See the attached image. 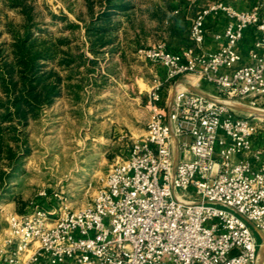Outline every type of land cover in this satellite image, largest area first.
Listing matches in <instances>:
<instances>
[{
    "label": "built area",
    "instance_id": "obj_1",
    "mask_svg": "<svg viewBox=\"0 0 264 264\" xmlns=\"http://www.w3.org/2000/svg\"><path fill=\"white\" fill-rule=\"evenodd\" d=\"M222 11L229 22L203 51L205 23ZM256 38L240 65L245 31ZM192 47L140 50L158 63L166 82L194 77L214 86L199 95L184 86L168 109L157 108L145 134L132 142L102 178L91 203L10 215L0 234V264H264L262 245L248 223L264 233V150L255 146L259 118L233 106L260 111L264 101V17L255 8L217 7L202 12L190 30Z\"/></svg>",
    "mask_w": 264,
    "mask_h": 264
},
{
    "label": "rangeland",
    "instance_id": "obj_2",
    "mask_svg": "<svg viewBox=\"0 0 264 264\" xmlns=\"http://www.w3.org/2000/svg\"><path fill=\"white\" fill-rule=\"evenodd\" d=\"M9 2L0 0V45L10 41L7 24L20 26L23 22ZM125 2L129 11L112 19L116 27L112 43L94 57L85 35V23L90 19L85 0H27L30 16L44 34L68 39L65 50L70 55L84 54L96 63L91 66L84 61L74 72H63L64 79L71 76L65 80L70 90L64 88L62 96L26 126L4 125L11 132H4L0 156V234L7 229L10 215L62 207L76 211L91 203L112 164L125 158L132 142L145 134L154 93L160 96L157 108L166 109L173 83L166 82L162 66L144 59L140 50L165 46L181 53L191 48V26L199 14L211 8L238 12L256 8L264 17V0ZM94 6L96 15L100 7L98 3ZM61 17L64 20H59ZM224 19L227 25L229 20L222 11L207 18L204 52L212 53L221 46L215 36L222 34L216 28ZM69 24L77 29L66 28ZM186 78L191 83L194 79L188 75L181 80ZM259 105L264 111V101ZM253 124L254 140L264 143V118ZM256 240L260 246L264 244L257 234Z\"/></svg>",
    "mask_w": 264,
    "mask_h": 264
},
{
    "label": "trees",
    "instance_id": "obj_3",
    "mask_svg": "<svg viewBox=\"0 0 264 264\" xmlns=\"http://www.w3.org/2000/svg\"><path fill=\"white\" fill-rule=\"evenodd\" d=\"M27 0H10L9 7L16 9L23 17L20 26L7 24L9 42L0 45V156L4 132H11L12 124L20 127L37 118L39 112L50 107L63 94L64 88L70 90L63 72H74L86 61L91 66L95 60L85 58L84 54L72 56L65 50L69 47L66 38L53 39L40 28L30 16ZM90 19L85 23V35L89 52L96 57L100 51L112 43L116 29L113 16L129 11L125 0H98L99 12L95 15L94 0H85ZM58 19V17H55ZM59 20H64L61 17ZM70 30L76 25L66 26ZM46 33V32H45ZM65 85V86H64ZM8 155H11L10 152ZM12 156V155H11ZM8 156V159H11Z\"/></svg>",
    "mask_w": 264,
    "mask_h": 264
},
{
    "label": "crops",
    "instance_id": "obj_4",
    "mask_svg": "<svg viewBox=\"0 0 264 264\" xmlns=\"http://www.w3.org/2000/svg\"><path fill=\"white\" fill-rule=\"evenodd\" d=\"M227 21V20H226ZM226 21L225 19L223 20L222 26H218V28H216V31L217 32H222L224 31L225 27H226ZM256 38V33L250 29V30H247L245 31L244 35H243V39L241 40V42L238 44V53L241 57V63L240 65H247L249 63L248 61V50L251 46V44L253 43L254 39ZM182 48V47H181ZM183 49V48H182ZM181 49V50H182ZM170 51L172 52H175V50H172L169 48ZM190 78H186V80H177L175 84H173V87H172V91H176L178 90L179 88H182L186 85H188L189 83H191L189 80ZM193 87V86H192ZM195 89L197 91H199L201 94L203 95H206V94H216V90L214 88V86L210 85V84H207V83H199L198 86H195ZM171 98V96H170ZM169 106L166 107V109H168ZM259 141L257 140H254V144L255 146L261 148L262 150H264V143H261L260 144V139H258ZM252 165L254 168H258L260 165H264V156H262V159L259 163L257 162H252ZM254 232V231H253ZM255 236H256V232H254Z\"/></svg>",
    "mask_w": 264,
    "mask_h": 264
},
{
    "label": "water",
    "instance_id": "obj_5",
    "mask_svg": "<svg viewBox=\"0 0 264 264\" xmlns=\"http://www.w3.org/2000/svg\"><path fill=\"white\" fill-rule=\"evenodd\" d=\"M187 88L188 91L192 92V93H195V94H199V95H203L201 94L199 91H197L195 88L189 86V85H186L185 86ZM175 93V90L172 92V96L174 95ZM232 109L238 113H242L244 115H248L251 119H255V118H258L261 116V118H264V114H261V112L257 111V110H253V109H250L249 107H246V106H233ZM249 227L254 231L256 232V234L258 236H260V238L262 239V241H264V233H262L258 228H256L253 224L251 223H248ZM260 255L264 256V244H262V248H261V251H260Z\"/></svg>",
    "mask_w": 264,
    "mask_h": 264
},
{
    "label": "bare ground",
    "instance_id": "obj_6",
    "mask_svg": "<svg viewBox=\"0 0 264 264\" xmlns=\"http://www.w3.org/2000/svg\"><path fill=\"white\" fill-rule=\"evenodd\" d=\"M192 83H193V81H192ZM181 88H179L178 90H180ZM259 112H261V114H264V111H262V110H260ZM258 118H261V116L260 117H258Z\"/></svg>",
    "mask_w": 264,
    "mask_h": 264
}]
</instances>
